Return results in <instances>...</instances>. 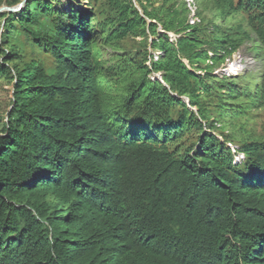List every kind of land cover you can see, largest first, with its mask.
<instances>
[{
  "label": "trees",
  "instance_id": "obj_1",
  "mask_svg": "<svg viewBox=\"0 0 264 264\" xmlns=\"http://www.w3.org/2000/svg\"><path fill=\"white\" fill-rule=\"evenodd\" d=\"M82 1L0 13V264H264V0Z\"/></svg>",
  "mask_w": 264,
  "mask_h": 264
},
{
  "label": "rangeland",
  "instance_id": "obj_2",
  "mask_svg": "<svg viewBox=\"0 0 264 264\" xmlns=\"http://www.w3.org/2000/svg\"><path fill=\"white\" fill-rule=\"evenodd\" d=\"M65 1V0H63ZM158 1V0H157ZM182 1L185 2L186 7L188 8V22L189 24L197 23L200 20V17L197 16V6L194 2H189L186 0H178L180 4ZM75 2V8H85V2L82 0H74ZM5 5V4H4ZM161 26H158V31L161 30ZM3 31L2 24H0V33ZM160 32V31H159ZM170 41H174L177 39V36L171 33L169 34ZM152 39V38H150ZM254 42L253 41H245L236 51L231 53L230 55H226L225 58L221 63H219L217 66H214L212 68L211 74L216 76L217 78H222L224 75L226 76H237L239 73H244L245 71H250L253 73H257V76L261 75L262 73V67H263V61H262V52L257 51L254 48ZM150 53L153 55V59L156 60L160 55L159 51H154L151 48L149 49ZM109 54V53H108ZM108 54L104 55L105 58H108ZM211 55V54H210ZM233 61H237L239 64V68L236 74H232L226 70V66L228 63H231ZM185 63L187 64V61L185 60ZM149 64V62L147 63ZM204 71H197V74H200L201 76L205 75ZM229 73V74H228ZM232 74V75H230ZM152 78H156L154 75H152ZM12 87L13 83H8L7 80L0 79V128L1 124L6 121V113L9 110V100L11 98L12 93ZM186 101V99H184ZM189 103V102H187ZM262 109H258L256 106H249V112L248 114H243L242 116H239L235 119L236 122L242 123L245 126V129L247 130H253L256 133H260V130L262 128V118L263 115ZM256 112V114H255ZM252 113V114H251ZM254 113V114H253ZM223 123H226L225 131H229L232 126L230 124V120L227 118L222 117ZM234 136H239L240 132L238 130H234L233 132ZM255 133V134H256ZM219 139L223 141V138L219 136ZM228 146L233 150V152L237 149L236 145L228 144ZM242 156L236 157V160L241 159Z\"/></svg>",
  "mask_w": 264,
  "mask_h": 264
},
{
  "label": "water",
  "instance_id": "obj_3",
  "mask_svg": "<svg viewBox=\"0 0 264 264\" xmlns=\"http://www.w3.org/2000/svg\"><path fill=\"white\" fill-rule=\"evenodd\" d=\"M26 1H27V0H25V2H24V4H23V7L20 6L22 0H21L18 4L14 5V6L2 5V6H0V13H2V12H18V11H21V10L24 8V6H25ZM132 1H133V3H134L135 7H136V8L138 9V11L140 12V14L144 17V15H143V13H142L140 7H139L138 4H137V1H136V0H132ZM148 21H149V22H153V23L155 22V21H151V20H148ZM160 28H161V30H159L160 32H165V31L162 29V27H160ZM168 34L171 35V33H168ZM154 76L156 77V78H154V79H158L160 82H162V83L165 85L164 81L162 80V75H161V73H156ZM172 95L177 96V95L174 94V93H172ZM185 99H186V102H189V100H188L187 98H185Z\"/></svg>",
  "mask_w": 264,
  "mask_h": 264
},
{
  "label": "bare ground",
  "instance_id": "obj_4",
  "mask_svg": "<svg viewBox=\"0 0 264 264\" xmlns=\"http://www.w3.org/2000/svg\"><path fill=\"white\" fill-rule=\"evenodd\" d=\"M238 68H239V65H238L237 61H233L231 63H228V65L226 66V70L232 74H236L238 71Z\"/></svg>",
  "mask_w": 264,
  "mask_h": 264
},
{
  "label": "snow or ice",
  "instance_id": "obj_5",
  "mask_svg": "<svg viewBox=\"0 0 264 264\" xmlns=\"http://www.w3.org/2000/svg\"><path fill=\"white\" fill-rule=\"evenodd\" d=\"M24 2H25V0H22L21 5H20L21 7H23Z\"/></svg>",
  "mask_w": 264,
  "mask_h": 264
},
{
  "label": "built area",
  "instance_id": "obj_6",
  "mask_svg": "<svg viewBox=\"0 0 264 264\" xmlns=\"http://www.w3.org/2000/svg\"><path fill=\"white\" fill-rule=\"evenodd\" d=\"M186 1L193 2L192 0H186ZM192 24H193V23H192ZM239 63H240V62H239ZM239 63H238V64H239Z\"/></svg>",
  "mask_w": 264,
  "mask_h": 264
},
{
  "label": "clouds",
  "instance_id": "obj_7",
  "mask_svg": "<svg viewBox=\"0 0 264 264\" xmlns=\"http://www.w3.org/2000/svg\"><path fill=\"white\" fill-rule=\"evenodd\" d=\"M229 74V73H228ZM230 75H232V74H230Z\"/></svg>",
  "mask_w": 264,
  "mask_h": 264
}]
</instances>
